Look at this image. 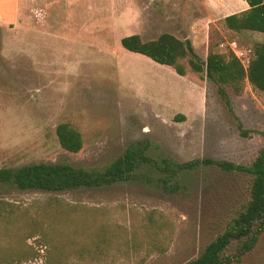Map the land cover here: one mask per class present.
Returning a JSON list of instances; mask_svg holds the SVG:
<instances>
[{
  "label": "rangeland",
  "instance_id": "1",
  "mask_svg": "<svg viewBox=\"0 0 264 264\" xmlns=\"http://www.w3.org/2000/svg\"><path fill=\"white\" fill-rule=\"evenodd\" d=\"M208 1L0 0V168L66 162L102 171L136 143L159 162L250 166L264 149V93L226 88L231 111L205 72L189 67L180 76L117 41L175 32L204 60L233 50L247 62L264 34L228 29L220 12L226 0ZM31 6L41 12L27 15ZM105 33L103 45L96 34ZM63 122L82 133L80 153L61 146ZM136 173L62 192L0 182V264H185L226 231L253 182L248 173L204 163L174 180L164 181L150 163ZM231 264H264V232Z\"/></svg>",
  "mask_w": 264,
  "mask_h": 264
},
{
  "label": "trees",
  "instance_id": "2",
  "mask_svg": "<svg viewBox=\"0 0 264 264\" xmlns=\"http://www.w3.org/2000/svg\"><path fill=\"white\" fill-rule=\"evenodd\" d=\"M246 1L250 5L249 9L225 17L226 27L238 33L248 30L264 34V0ZM121 42L126 50L142 54L158 64L171 66L180 76H186L189 67L199 74L205 72L217 84L220 97L231 111V97L226 88L239 96L243 95L250 84L253 90L264 93V41L249 49L247 62L233 50L226 53L211 51L204 60L190 40L169 32L150 40H144L140 34H133L123 37ZM180 118L184 120L185 116L181 114ZM238 127L244 135L250 133L240 121ZM56 131L58 140L66 151L77 154L83 150V135L70 123H60ZM144 163H150L154 169L162 172L166 176L164 181L174 180L184 169H192L203 163L218 166L228 172H245L253 176L248 204L243 206L223 234L208 244L196 259L185 264L240 262L246 253L256 247L264 232V149L250 166L211 159L178 163L169 158L156 161L147 154L146 147L136 143L102 171L75 167L66 162H39L19 168L1 167L0 182L22 190L54 192L82 187L99 188L134 179L137 177L136 170ZM235 241L240 242L237 253L226 254Z\"/></svg>",
  "mask_w": 264,
  "mask_h": 264
},
{
  "label": "crops",
  "instance_id": "3",
  "mask_svg": "<svg viewBox=\"0 0 264 264\" xmlns=\"http://www.w3.org/2000/svg\"><path fill=\"white\" fill-rule=\"evenodd\" d=\"M207 2H209L208 0H206ZM211 1H213L214 3H216V1H218V2H221V0H211ZM249 7H250V5H249V3L246 1V0H229V1H225L224 2V4L220 7V12L221 13H224V19H225V17H227V16H229V15H231V14H234V13H239V12H242V11H245V10H247V9H249ZM36 12H41L40 11V9H37L36 8V6H31V7H29L27 10H26V14L27 15H33V13H35L36 14ZM43 13V12H42ZM117 30V29H116ZM163 33V32H162ZM162 33H158V35H155V37H153V38H151V39H155V38H157V37H159V35H161ZM169 33H172V34H174V35H176V33L175 32H169ZM240 33V32H239ZM116 34V33H115ZM117 35H119V34H116L115 36L113 35V33H112V36H113V38L112 39H114V37H117ZM143 35V34H142ZM177 37H179V38H181L180 36H178V35H176ZM192 36H193V38H195L196 36H195V34L193 35V33H192ZM124 36H123V34H121V35H119L118 36V38H117V41H118V39H119V41L120 40H122V38H123ZM96 38L100 41V43L101 44H103V45H106L107 44V40L109 39V35L107 34V33H105V34H99V35H97L96 34ZM182 39H185V38H182ZM116 41V42H117ZM194 41V40H193ZM236 42V41H235ZM263 42V41H262ZM118 43V42H117ZM117 43H116V45H117ZM195 43V42H194ZM237 43V42H236ZM261 43V42H260ZM101 44H99V45H101ZM103 45H101V46H103ZM194 46V48H195V44L193 45ZM240 52V51H239ZM248 87H251V89L253 90V88H252V86L250 85V84H248V86H247V88Z\"/></svg>",
  "mask_w": 264,
  "mask_h": 264
},
{
  "label": "built area",
  "instance_id": "4",
  "mask_svg": "<svg viewBox=\"0 0 264 264\" xmlns=\"http://www.w3.org/2000/svg\"><path fill=\"white\" fill-rule=\"evenodd\" d=\"M230 45H231V47H233V45H234L235 47H237V43H236L235 41L231 42ZM248 51H250V50H248ZM235 52H236V51H235ZM236 53H237L238 56H240V54H243V53H241V52H239V54H238V52H236Z\"/></svg>",
  "mask_w": 264,
  "mask_h": 264
}]
</instances>
